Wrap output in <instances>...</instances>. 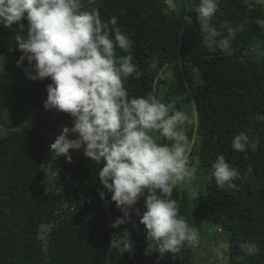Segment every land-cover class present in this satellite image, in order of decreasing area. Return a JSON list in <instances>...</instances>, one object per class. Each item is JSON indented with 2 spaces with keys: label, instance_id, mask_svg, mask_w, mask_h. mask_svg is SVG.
Returning a JSON list of instances; mask_svg holds the SVG:
<instances>
[{
  "label": "trees",
  "instance_id": "trees-1",
  "mask_svg": "<svg viewBox=\"0 0 264 264\" xmlns=\"http://www.w3.org/2000/svg\"><path fill=\"white\" fill-rule=\"evenodd\" d=\"M167 1L98 0L89 5L82 0V10L98 7L105 22L116 17L133 40L134 62L142 75L125 82L130 97L153 94L176 109L192 107L190 114L198 125L192 122L185 131L188 138L196 132L197 144L190 156L191 164L198 161L196 173L199 168L211 170L222 154L246 176L227 190L207 182L198 196L201 208H193L197 197L177 185L172 199L178 201L179 214L198 232L204 226H217V232L223 228L227 240L221 256L227 264H264V122L256 119L264 114V4L219 0L214 26L224 34L221 26L226 22L239 29L232 54L226 55L219 49L212 53L202 43L195 12L200 0H184L181 12ZM16 27L0 23V116L11 112L13 118L9 131L0 134V264H197V242L176 254L145 255L146 230L134 211L128 222L111 227L123 213L100 183L102 163L86 161L80 150H70L72 162L64 156L47 160L49 137L43 116L48 111L43 103L51 80H33L26 89L16 81V75H24L30 67L27 59L17 67L13 59L19 60L23 53L5 47L6 31L14 33ZM117 55L126 53L117 49ZM153 57L159 59L155 71L150 67ZM160 69L172 72L163 97L161 84L168 81L157 75ZM33 108L39 110V125L30 128ZM51 118L49 123L55 127L59 120ZM240 132L257 141L255 151L232 149V140ZM48 162L61 168L57 187L48 183ZM100 191L105 192L104 200ZM135 207L141 214L146 211L143 197ZM124 232L132 249L112 248V240ZM244 242L256 243L259 252L245 256L240 248ZM213 247L205 251L204 264L223 263Z\"/></svg>",
  "mask_w": 264,
  "mask_h": 264
},
{
  "label": "clouds",
  "instance_id": "clouds-1",
  "mask_svg": "<svg viewBox=\"0 0 264 264\" xmlns=\"http://www.w3.org/2000/svg\"><path fill=\"white\" fill-rule=\"evenodd\" d=\"M257 2L264 4V0ZM97 3L88 0L89 5ZM218 5L219 0H200L195 9L202 43L212 53L219 49L231 55L239 29L226 22L221 26L226 29L224 34L214 26ZM0 23L17 25L13 39L23 53L17 67L27 59L34 69V74L26 73L29 79L50 78L44 108L70 114L74 121L50 145L53 157L64 156L72 162L70 150L83 148L85 157L103 164L100 183L123 213L111 227L128 222L134 211L146 230L145 255L152 251L176 254L196 243L197 232L179 214L178 201L172 199L177 185H191L197 179L198 161L190 163L192 143L185 131L193 122L192 114L153 94L129 96L125 82L133 76L139 79L142 73L134 62V42L121 30L117 18L102 21L98 7L82 10V0H0ZM117 49L126 55L118 56ZM158 63V57H153L151 69L157 70ZM157 75L172 77L164 69ZM256 119L264 122V114ZM161 138L171 143H160ZM231 147L238 152L255 151L257 141L240 132ZM211 176L222 190L236 188L235 180L246 179L222 154L216 157ZM191 195L198 198L199 192L193 189ZM99 197L104 200L105 192L100 191ZM141 197L146 209L143 214L135 207ZM121 246L124 251L133 247L127 232L111 242L112 248ZM240 248L245 256L259 252L254 242L241 243Z\"/></svg>",
  "mask_w": 264,
  "mask_h": 264
},
{
  "label": "rangeland",
  "instance_id": "rangeland-1",
  "mask_svg": "<svg viewBox=\"0 0 264 264\" xmlns=\"http://www.w3.org/2000/svg\"><path fill=\"white\" fill-rule=\"evenodd\" d=\"M167 1V0H166ZM183 1L184 0H168L167 3L168 5L173 8L174 10H176L177 12H181L183 10ZM246 3L250 4V2H257V0H244ZM27 25V24H26ZM17 27L14 28V33L12 32V30H7V36L5 37L6 39V45L5 47H8V51H13L15 49V41L13 39V36L15 34V32L17 31ZM8 31H11V33H8ZM5 44V43H4ZM14 61H17V59H13ZM1 62V61H0ZM4 62V60H2V63ZM171 72V71H168ZM166 72L165 75L168 73ZM26 73H33L34 74V69L32 66H30L24 75H16V81H18V83H20L22 89H26L28 88L33 80L29 79L28 76L26 75ZM172 73V72H171ZM172 77L167 78V83H163L161 84L162 89H160L159 94L161 97L165 96L167 89L169 88V84H171L170 80ZM15 80V78H14ZM161 92V93H160ZM179 110H183L186 111L188 113H191V111L193 110L192 107L189 106H185L183 108H177ZM31 111H33V115L30 112V114L32 115L28 121V125L30 128H35L37 127L39 124L38 122V115H39V110L37 109H32ZM48 112L46 114H44V120L45 121V126H46V130L48 133V137H49V145H48V150H47V160L49 161H58L59 158H54L50 149V145L54 142L55 137L57 135H59L61 133V129L65 126L67 127H72L73 126V119L70 116V114L58 111L56 109H48ZM12 113L9 112L7 114H4L2 116H0V134H5L9 131L10 127L13 126L12 125V119L10 117ZM57 118L59 121L57 122V124L53 127L49 122L51 121V117ZM43 120V121H44ZM44 123V122H43ZM194 126L197 127L198 125V120L197 118H195V121L193 122ZM191 126V125H189ZM189 140L192 143V151L196 148V142H197V136H196V132L189 137ZM160 143H171L170 141H167L164 138H161V140L159 141ZM192 151L190 153V156L192 155ZM80 152L83 154V148L80 149ZM62 157V156H61ZM86 161L91 162V163H96L94 162L91 158L85 157ZM49 163V170H48V183L50 184V187H57V182L58 179H60V177H57L59 172V169L57 167H51L50 166V162ZM52 168V169H50ZM238 171L240 172L241 176H242V172L240 171V169L238 168ZM211 170H204L203 168H199V171L196 173V177L197 179L194 180L192 182L191 185H186V184H179L180 187H183L184 190H186L189 194H191L192 190L194 189L195 191L199 192V194H201L204 190H205V186L207 185V182H211L214 181V178L211 176ZM201 177V178H200ZM243 180V179H242ZM234 183H236V180L234 181ZM58 187H60L58 185ZM103 187V185H102ZM189 194V195H190ZM191 196V195H190ZM193 208L197 207V208H201V200H198V198H195V201H193L192 204ZM199 230V229H198ZM198 230H196L197 235H198V241L197 244L195 245V254L197 257V264H204L205 263V259L202 260L203 256H205V251L208 250V247L212 244L215 249V252H217V254H219V259L223 262L222 264H227V261H224L222 259L221 253H224V247L225 245L223 243H225V240H227V235L225 233H220L219 231L217 232V226H204V228L198 232ZM47 231V230H46ZM46 231H44L43 233H46ZM201 235V238H200Z\"/></svg>",
  "mask_w": 264,
  "mask_h": 264
},
{
  "label": "bare ground",
  "instance_id": "bare-ground-1",
  "mask_svg": "<svg viewBox=\"0 0 264 264\" xmlns=\"http://www.w3.org/2000/svg\"><path fill=\"white\" fill-rule=\"evenodd\" d=\"M60 170H61V168H59V172L61 173V171H60Z\"/></svg>",
  "mask_w": 264,
  "mask_h": 264
},
{
  "label": "water",
  "instance_id": "water-1",
  "mask_svg": "<svg viewBox=\"0 0 264 264\" xmlns=\"http://www.w3.org/2000/svg\"><path fill=\"white\" fill-rule=\"evenodd\" d=\"M8 33H11V31H8Z\"/></svg>",
  "mask_w": 264,
  "mask_h": 264
}]
</instances>
